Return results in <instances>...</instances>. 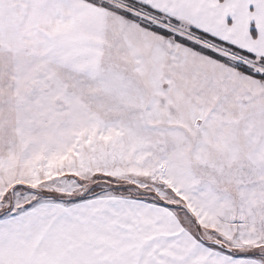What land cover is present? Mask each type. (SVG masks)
I'll use <instances>...</instances> for the list:
<instances>
[{
    "label": "snow or ice",
    "instance_id": "obj_1",
    "mask_svg": "<svg viewBox=\"0 0 264 264\" xmlns=\"http://www.w3.org/2000/svg\"><path fill=\"white\" fill-rule=\"evenodd\" d=\"M0 264H264V0H0Z\"/></svg>",
    "mask_w": 264,
    "mask_h": 264
}]
</instances>
